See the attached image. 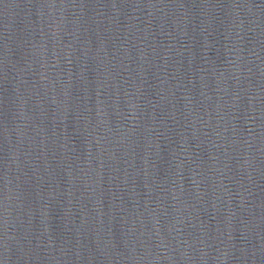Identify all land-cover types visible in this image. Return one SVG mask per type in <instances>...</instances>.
<instances>
[{"label": "water", "instance_id": "obj_1", "mask_svg": "<svg viewBox=\"0 0 264 264\" xmlns=\"http://www.w3.org/2000/svg\"><path fill=\"white\" fill-rule=\"evenodd\" d=\"M0 264H264V0H0Z\"/></svg>", "mask_w": 264, "mask_h": 264}]
</instances>
